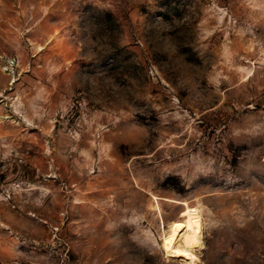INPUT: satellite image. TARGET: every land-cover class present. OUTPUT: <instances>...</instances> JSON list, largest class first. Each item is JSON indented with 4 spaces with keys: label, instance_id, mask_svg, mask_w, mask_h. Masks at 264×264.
I'll list each match as a JSON object with an SVG mask.
<instances>
[{
    "label": "rangeland",
    "instance_id": "obj_1",
    "mask_svg": "<svg viewBox=\"0 0 264 264\" xmlns=\"http://www.w3.org/2000/svg\"><path fill=\"white\" fill-rule=\"evenodd\" d=\"M264 264V0H0V264Z\"/></svg>",
    "mask_w": 264,
    "mask_h": 264
},
{
    "label": "bare ground",
    "instance_id": "obj_2",
    "mask_svg": "<svg viewBox=\"0 0 264 264\" xmlns=\"http://www.w3.org/2000/svg\"><path fill=\"white\" fill-rule=\"evenodd\" d=\"M183 217L185 221L173 226L166 234L164 252L170 258L187 264H197L194 250L203 246L202 222L188 211L184 212Z\"/></svg>",
    "mask_w": 264,
    "mask_h": 264
}]
</instances>
